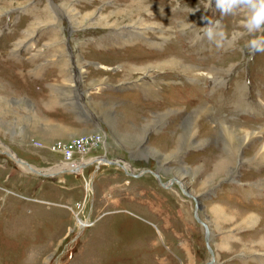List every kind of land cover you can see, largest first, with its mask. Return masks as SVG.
<instances>
[{
  "label": "rangeland",
  "instance_id": "obj_1",
  "mask_svg": "<svg viewBox=\"0 0 264 264\" xmlns=\"http://www.w3.org/2000/svg\"><path fill=\"white\" fill-rule=\"evenodd\" d=\"M240 19L215 0H0V264H264V52ZM108 100L128 104L96 118Z\"/></svg>",
  "mask_w": 264,
  "mask_h": 264
},
{
  "label": "clouds",
  "instance_id": "obj_2",
  "mask_svg": "<svg viewBox=\"0 0 264 264\" xmlns=\"http://www.w3.org/2000/svg\"><path fill=\"white\" fill-rule=\"evenodd\" d=\"M215 8L222 15L241 17L239 25L245 31L237 35L250 37L245 46L251 55L264 52V0H215ZM204 35L209 41H213L217 37L222 38L224 32L218 31L216 25L208 23L204 27Z\"/></svg>",
  "mask_w": 264,
  "mask_h": 264
},
{
  "label": "bare ground",
  "instance_id": "obj_3",
  "mask_svg": "<svg viewBox=\"0 0 264 264\" xmlns=\"http://www.w3.org/2000/svg\"><path fill=\"white\" fill-rule=\"evenodd\" d=\"M165 62V61H164ZM178 63V62H177ZM170 64V63H169ZM166 66V65H165ZM71 71H72V69H71ZM96 105V104H95ZM100 106V105H99ZM97 108H98V106H97ZM206 110V111H205ZM205 110L204 111H201L203 114H206V116H208V118H211V116H210V114L209 113H211L210 112V110H209V108L208 107H206L205 108ZM201 115V114H200ZM197 116H199V115H197ZM222 119V118H221ZM221 119H220V121H221ZM212 120H213V118H212ZM225 122V121H224ZM223 125V124H222ZM195 126V125H194ZM233 126V125H232ZM236 128V127H235ZM230 129H231V127H230ZM193 128H189L187 131V135L190 137L191 136V134H192V132H193ZM230 131V130H229ZM225 132H227V130L225 129ZM43 133V132H42ZM229 135V134H228ZM251 135V134H250ZM232 136V135H231ZM230 135H229V137H231ZM252 136V135H251ZM186 137V136H185ZM232 137H234V136H232ZM239 137V136H238ZM249 137V136H248ZM236 138V137H235ZM234 138V139H235ZM187 139V138H186ZM190 139V138H189ZM233 139V140H234ZM225 140V139H224ZM240 140V139H239ZM246 140V139H245ZM248 140H250V139H248ZM189 141V140H188ZM192 141V140H191ZM229 141V140H228ZM238 141V140H237ZM239 142V141H238ZM192 143V142H191ZM197 144V143H196ZM187 145V144H186ZM227 145V144H226ZM243 145V144H242ZM180 146V145H179ZM6 147V149L8 150V151H10V154H9V156L12 158V160L16 163V164H19V165H24L25 167H27V168H30L32 171H40V170H37V169H33V167H31L28 163H26V164H22V163H20L19 161H18V156H16V154H14V152H12L7 146H5ZM181 147V146H180ZM233 147V146H232ZM235 147V146H234ZM178 148V147H177ZM183 149V148H182ZM232 149V148H231ZM230 149V150H231ZM239 149V148H238ZM179 150H180V148H179ZM178 151V150H177ZM236 151V150H235ZM263 151H264V146H263ZM226 152V151H225ZM229 152V151H228ZM239 152V151H238ZM181 153H182V151H181ZM179 154V153H178ZM235 154V153H234ZM233 155V154H232ZM237 155V154H236ZM258 155V154H257ZM261 155H263L264 156V152H263V154H261ZM232 157V156H231ZM234 158H236V157H234ZM258 158H259V156H258ZM100 159V158H99ZM98 159V160H99ZM106 158H101V160H105ZM225 159V158H224ZM106 161H107V163H109L108 162V160L106 159ZM246 161V160H245ZM92 162V161H91ZM221 162L222 161H220L219 163L217 162V164H216V168H215V172L217 173V174H219V172L221 173L223 170H221V169H223L222 168V166L224 165H222L221 164ZM251 162V161H250ZM253 162V161H252ZM111 163V162H110ZM246 163V162H245ZM118 164V163H117ZM227 166H228V164H227ZM85 167V165L83 166V164L79 167V165L78 166H73L72 164L71 165H63V167H61V168H63L62 170H64V171H66V170H69V169H73V170H75V172H79V171H76V170H78L79 168H84ZM225 167V166H224ZM122 168L130 175L131 173L129 172L130 171V169H131V171H135L131 166H127V169L125 168V167H123L122 166ZM60 169V168H59ZM231 169H233V168H231ZM62 170H60L61 172H62ZM127 170H129V171H127ZM41 171H44V170H41ZM70 171H72V170H70ZM226 171V170H225ZM57 172V170H55L54 169V171H51V172H49V174L48 175H53L54 173H56ZM145 172V171H144ZM143 172V173H144ZM146 172H148L149 174L151 173V174H153V175H155L156 177H158V179H159V181H160V178H159V175L156 173V171H152V170H147ZM38 173H40V172H38ZM46 173H48V171L46 172ZM226 173V172H225ZM41 174V173H40ZM45 174V173H44ZM59 174V173H58ZM61 174V173H60ZM140 174H142V173H140ZM43 175V174H42ZM132 176H135V177H138V175H136V174H131ZM47 176V175H46ZM178 181V180H177ZM90 184V183H89ZM160 184H162L161 182H160ZM163 185V184H162ZM168 185H170V184H168ZM180 185V184H179ZM180 187H182L183 188V186L181 185ZM90 190V189H89ZM183 191L186 193V191L184 190V188H183ZM187 195H189L188 193H186ZM190 197H191V195H189ZM193 200L195 201V202H197V199H196V197H193ZM197 207L199 208V206H198V203H197ZM223 214V213H222ZM225 218V217H224ZM226 219V218H225ZM202 222V221H201ZM226 222V221H225ZM203 223V222H202ZM203 225H204V227L208 230L209 228H208V226H207V224H205V223H203ZM209 231V230H208ZM209 237H211V233H210V231H209ZM209 239V238H208ZM213 260H216V258H215V255L213 256ZM215 262V261H214Z\"/></svg>",
  "mask_w": 264,
  "mask_h": 264
},
{
  "label": "crops",
  "instance_id": "obj_4",
  "mask_svg": "<svg viewBox=\"0 0 264 264\" xmlns=\"http://www.w3.org/2000/svg\"><path fill=\"white\" fill-rule=\"evenodd\" d=\"M73 57V56H72ZM74 66V65H73ZM72 71H73V69H72ZM75 71L76 72H78V76H80L81 74H80V72H79V69H78V67L75 69ZM122 72V71H121ZM72 73V72H71ZM76 74V73H75ZM124 74V73H123ZM126 74L127 75H131V74H129V73H127L126 72ZM73 77H74V75H73ZM134 84V86H135V84L136 85H141V84H139L140 82H137V81H132ZM137 82V83H136ZM97 83V84H96ZM92 85H98V82H95V81H93L92 83H91ZM126 84V83H125ZM124 84V85H125ZM130 84V82H128V85ZM127 85V84H126ZM131 86H133L132 84H130ZM117 86V85H116ZM137 87V86H136ZM141 88H143L144 89V87H141ZM108 101L110 102V103H108ZM108 101H101V103L102 104H92V106L96 109V112L94 111V114H95V116H96V118L97 117H100L99 119H101V117H106L107 116V113L109 112L110 114H111V112L113 111V105L112 104H128L127 102H125V101H119V102H116V101H114V100H108ZM113 102V103H112ZM100 105V106H99ZM83 106L85 107V105L83 104ZM83 106L81 107V108H83ZM97 106H98V108H97ZM85 110V109H84ZM99 113H100V115H99ZM114 114H115V110H114ZM123 118H124V116L122 115V117H121V120H120V124H124V125H126V129H128L127 127V122L126 121H124L123 120ZM107 124V123H106ZM109 124H111V123H109ZM121 128H123L122 126H120ZM124 129V128H123ZM128 130H131V129H128ZM109 131H110V128H109ZM122 131L119 129V131H118V129H117V132L116 133H114L117 137H118V139H119V141H126V139L124 140V139H121V138H119V136H121L122 135ZM126 133V132H125ZM129 140H131V138L129 139ZM127 144V143H126ZM128 145V144H127ZM130 145V144H129ZM135 147H137V146H135ZM134 147V148H135ZM102 158H104V157H102ZM98 161V160H97ZM97 164V163H96ZM96 164H93L92 165V168H93V171H94V169H96V167H97V165ZM103 164V163H102ZM101 164V165H102ZM157 166V167H156ZM99 168V167H98ZM97 168V169H98ZM154 168H157V169H159L158 168V164L157 165H155L154 166ZM156 171H158V170H156ZM159 172V171H158ZM165 172V171H164Z\"/></svg>",
  "mask_w": 264,
  "mask_h": 264
},
{
  "label": "water",
  "instance_id": "obj_5",
  "mask_svg": "<svg viewBox=\"0 0 264 264\" xmlns=\"http://www.w3.org/2000/svg\"><path fill=\"white\" fill-rule=\"evenodd\" d=\"M2 153L8 155L7 153H5V152H3V151H2ZM8 156H9V155H8ZM105 160H106V159H105ZM105 160H101V159H99V160H98V163L96 164V165H97L96 169H97L102 163H104ZM18 161H19L20 163H22V164H26L24 161H22V160H20V159H18ZM26 165H27V164H26ZM32 172L37 173V174H39L40 176H44V175H42V173L40 174V173H38V172H36V171H32ZM196 219L198 220L199 223H201V224L203 225V223L201 222V220H200L199 217L196 216ZM208 238H209V231L205 228V241H206V246L208 247L210 253H212L211 248L209 247ZM213 262H214V260L212 259L211 261L207 262L206 264H213Z\"/></svg>",
  "mask_w": 264,
  "mask_h": 264
},
{
  "label": "flooded vegetation",
  "instance_id": "obj_6",
  "mask_svg": "<svg viewBox=\"0 0 264 264\" xmlns=\"http://www.w3.org/2000/svg\"><path fill=\"white\" fill-rule=\"evenodd\" d=\"M174 180H175V182H176L177 178L174 179ZM169 184H170V186H173V185H174V183H173L172 181H170Z\"/></svg>",
  "mask_w": 264,
  "mask_h": 264
}]
</instances>
